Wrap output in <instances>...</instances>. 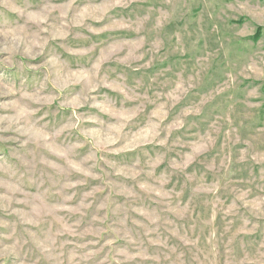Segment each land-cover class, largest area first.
Listing matches in <instances>:
<instances>
[{
    "label": "rangeland",
    "instance_id": "rangeland-1",
    "mask_svg": "<svg viewBox=\"0 0 264 264\" xmlns=\"http://www.w3.org/2000/svg\"><path fill=\"white\" fill-rule=\"evenodd\" d=\"M0 264H264V0H0Z\"/></svg>",
    "mask_w": 264,
    "mask_h": 264
}]
</instances>
